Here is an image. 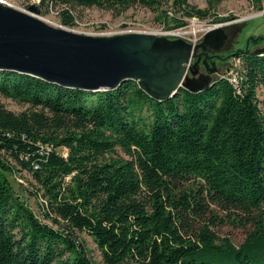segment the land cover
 <instances>
[{
    "label": "trees",
    "instance_id": "16d2710c",
    "mask_svg": "<svg viewBox=\"0 0 264 264\" xmlns=\"http://www.w3.org/2000/svg\"><path fill=\"white\" fill-rule=\"evenodd\" d=\"M207 1L40 6L67 27L79 8L119 16L143 6L178 28L191 17L222 21L221 0ZM235 56L238 82L196 77L164 100L129 77L87 90L0 65V95L27 106L0 102V264H100L80 232L105 264H264V53ZM14 171L30 175L40 214L15 190ZM227 222L245 229L239 245L215 229Z\"/></svg>",
    "mask_w": 264,
    "mask_h": 264
},
{
    "label": "water",
    "instance_id": "95a60500",
    "mask_svg": "<svg viewBox=\"0 0 264 264\" xmlns=\"http://www.w3.org/2000/svg\"><path fill=\"white\" fill-rule=\"evenodd\" d=\"M30 10L38 14L40 7L33 4ZM234 21L212 24L199 42L149 31L95 36L54 25L0 0V65L87 90L115 88L129 77L137 79L153 98L164 100L195 78L203 55L208 66L209 51L224 50L226 29ZM263 53L264 47L251 51L252 55ZM194 57L197 59L191 64Z\"/></svg>",
    "mask_w": 264,
    "mask_h": 264
},
{
    "label": "rangeland",
    "instance_id": "374dc122",
    "mask_svg": "<svg viewBox=\"0 0 264 264\" xmlns=\"http://www.w3.org/2000/svg\"><path fill=\"white\" fill-rule=\"evenodd\" d=\"M4 1L20 10L31 12L49 23L62 25L57 10L50 9L49 11H46L45 8H41L40 0ZM190 2L201 8H205L208 4L207 0H190ZM33 4L40 7V12L38 14L30 10V6ZM215 12L217 16H220L223 19L222 21L235 20L234 26L237 25L239 29V34L237 36L238 41L236 43L238 46L243 47L249 36H260V38L264 36V0L261 9L254 5L251 0H221ZM158 14V12H154L143 6L132 7L119 16H115L110 10L98 7L79 8L76 11V24L70 28L77 32L95 36L119 34L120 32L118 31L125 29L131 31H149L155 32L158 35H165L169 38L182 37L189 41L195 40L196 42H199L200 37L207 27L214 23L221 22H212L213 17L206 19L191 17L185 18L187 21L185 26L172 28L165 26V24L158 19ZM192 28L196 29L195 33L190 31ZM235 57L236 56L234 55L229 62L223 64L217 69V72L211 75L212 78L231 72L235 67ZM259 93L260 98L263 99L264 88H261ZM0 102L16 112L22 111L27 107L21 102L3 97L2 95H0ZM63 152H65V150ZM8 177L15 190L25 198L29 206L37 214H40V202L38 197L32 193L34 187L31 184L32 179L30 175L26 171H14L8 174ZM215 229L221 235L230 236L237 245H239L245 238V229L230 222L215 226ZM79 235L85 241L90 256L98 263L105 264L102 252L94 239L86 232H80Z\"/></svg>",
    "mask_w": 264,
    "mask_h": 264
},
{
    "label": "flooded vegetation",
    "instance_id": "af4514ba",
    "mask_svg": "<svg viewBox=\"0 0 264 264\" xmlns=\"http://www.w3.org/2000/svg\"><path fill=\"white\" fill-rule=\"evenodd\" d=\"M239 29L238 26L234 24L230 27H228L226 29V32L228 34V38L225 41L224 45L222 48H224V50L221 51H209V55L210 57L208 58V63L209 65L207 66L206 63L203 62V59L205 58V55L202 56V59L200 61V67H199V71L198 73L195 75V77H198L202 80H206L207 77L211 76L213 73V71H211V68L214 69H219L223 64L227 63L230 61V59L236 55L235 52L237 49H240L241 54L244 55H251V51L256 49V48H260V47H264L263 45V40H264V36H262L261 38H259V40H253L251 38V36H249L245 42V45L242 46H238L237 41H238V34H239ZM260 41V42H259ZM237 45V46H235ZM197 57H194L191 61V64L196 61ZM212 62H214L215 64L213 65ZM190 76H192L191 73H189Z\"/></svg>",
    "mask_w": 264,
    "mask_h": 264
},
{
    "label": "built area",
    "instance_id": "2783aa9c",
    "mask_svg": "<svg viewBox=\"0 0 264 264\" xmlns=\"http://www.w3.org/2000/svg\"><path fill=\"white\" fill-rule=\"evenodd\" d=\"M118 32H120V33H128V32H132V31L125 29V30H120ZM235 60H236L235 67L233 68V70H231V72H229L228 74H222L221 75L222 77H227L233 83H236V82L239 81V78H240V76H239L240 75L239 70L241 69L242 63H243L241 57L236 56L235 57ZM189 65H190V63H188V66ZM64 153H66V152H64Z\"/></svg>",
    "mask_w": 264,
    "mask_h": 264
},
{
    "label": "bare ground",
    "instance_id": "6f19581e",
    "mask_svg": "<svg viewBox=\"0 0 264 264\" xmlns=\"http://www.w3.org/2000/svg\"><path fill=\"white\" fill-rule=\"evenodd\" d=\"M190 31L193 32V33H195L196 32V29L195 28H192Z\"/></svg>",
    "mask_w": 264,
    "mask_h": 264
}]
</instances>
